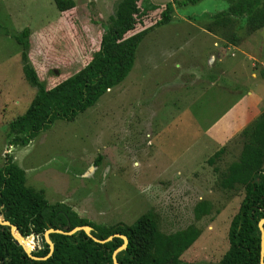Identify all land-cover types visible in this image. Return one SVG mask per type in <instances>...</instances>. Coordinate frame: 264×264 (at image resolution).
Wrapping results in <instances>:
<instances>
[{
  "label": "rangeland",
  "instance_id": "obj_1",
  "mask_svg": "<svg viewBox=\"0 0 264 264\" xmlns=\"http://www.w3.org/2000/svg\"><path fill=\"white\" fill-rule=\"evenodd\" d=\"M72 1L73 9L59 12L54 0H0V167L12 157L26 186L94 224L131 225L147 215L166 236L192 228L198 237L180 259L218 264L244 196L221 182L248 141L243 130L264 112V85L250 77L264 66V28L246 35L244 23L260 0H139L128 35L153 26L158 5L173 3L172 20L143 38L123 82L74 120L55 121L25 147L9 146L7 123L36 93L12 35L30 29L29 58L50 89L86 67L121 0ZM223 16L238 20V42L213 30L211 19ZM259 106V116L229 135ZM30 242L24 246L33 251L37 239Z\"/></svg>",
  "mask_w": 264,
  "mask_h": 264
},
{
  "label": "trees",
  "instance_id": "obj_2",
  "mask_svg": "<svg viewBox=\"0 0 264 264\" xmlns=\"http://www.w3.org/2000/svg\"><path fill=\"white\" fill-rule=\"evenodd\" d=\"M54 4L59 12L75 7L72 0H54ZM174 4L185 5L182 2ZM172 5V2L158 5L159 20L149 28L128 35L137 25L136 17L140 15L141 7L139 0H121L111 18V25L101 35L98 50L86 67L80 74L50 89H46L39 80L30 61V29L25 27L19 34L12 35L21 49L24 79L36 88V93L24 114L7 123L8 145L27 146L55 121L74 120L94 106L107 91L122 83L133 67L136 50L143 38L154 27L166 25L172 20ZM211 21L219 37L228 43L238 42L240 35L235 31L238 24L236 18L213 17ZM244 21L246 35L264 28V0L259 1L258 7ZM244 134L248 141L239 159L228 167L221 182L224 188L242 187L244 196L228 227L229 248L218 264L260 262L258 221L264 218V112L243 130ZM221 152L219 150L213 157H218ZM100 159L98 156L94 161L96 166ZM0 213L23 238H41V247L37 243L36 249L31 251V255L38 258L46 257L50 252L44 240V233L48 229L66 232L75 227L89 226L92 228L90 234L99 240L116 234L123 235L128 242L126 248L116 255L118 264H185L180 256L198 237V232L192 228L163 235L147 215H142L131 225L94 224L79 217L64 203L50 204L42 191L26 186L24 170L10 156H6L0 167ZM49 239L54 245L51 255L44 260H33L21 246L15 244L10 228L0 225V264H113V252L123 244L119 237L98 244L82 230L72 235L53 233ZM24 244L30 247L31 242Z\"/></svg>",
  "mask_w": 264,
  "mask_h": 264
},
{
  "label": "water",
  "instance_id": "obj_3",
  "mask_svg": "<svg viewBox=\"0 0 264 264\" xmlns=\"http://www.w3.org/2000/svg\"><path fill=\"white\" fill-rule=\"evenodd\" d=\"M0 225L1 226H8L10 228V232L14 238V241H15V244L19 245L22 247V249L24 250V252L33 260H44L46 259L47 257H49L51 255V253L53 252V249H54V245L53 243L50 241L49 239V235L50 234H53V233H59V234H63V235H72L74 234L75 232L77 231H84L85 234L90 237L94 242L98 243V244H104L108 241H110L113 237H119L123 240V244L118 247L112 254V262L113 264H118L117 260H116V255L117 253H119L120 251L124 250L127 246V238L123 235H113V236H109L107 239H104V240H99L95 237H93L90 232L92 230L91 227L89 226H79V227H75L69 231H61V230H54V229H48L45 231L44 233V240L45 242L48 244L49 246V249H50V252L49 254L46 256V257H43V258H38V257H34L31 255V248H25L24 246V242H26L27 240L28 241H31L33 236H29L27 238H23L21 235H19L17 232H16V227L12 224H10V222L4 220V217L3 215L0 213ZM264 218L260 219L258 221V229H259V232H260V262L259 264H264ZM37 239V242L39 243L40 247H41V243H42V240L39 236L36 237Z\"/></svg>",
  "mask_w": 264,
  "mask_h": 264
},
{
  "label": "crops",
  "instance_id": "obj_4",
  "mask_svg": "<svg viewBox=\"0 0 264 264\" xmlns=\"http://www.w3.org/2000/svg\"><path fill=\"white\" fill-rule=\"evenodd\" d=\"M175 14H177V13H175ZM261 67H262V66H261ZM262 68H263V69L260 70V74H257V73H255V72H252V73L250 74V77H251L253 80L258 81V82H260V83L262 84L261 87H263V85H264V66H263ZM252 92H253V91H251V90L248 91L247 95H248L249 97H253L254 94H253ZM256 96L259 98V92L256 94ZM261 101H262V100H261ZM260 103H262V102H260ZM260 107H261V106L258 107V110H257L255 113H253L252 111H250V113H249V110L245 111V114H246V116H248V117H247L244 121L238 122V123H237V124H239L238 127H237V124H236L235 127H232V129H231V133H230L229 135L233 134L235 131H239V128L242 127V125L245 127L250 121L253 120V118L255 119L257 116H259L260 113H261V112H260V111H261V108H260ZM236 108H237V107H232L230 110H228L227 113L225 114V118H227V119L231 118L232 115L235 113ZM231 124H232V123H231ZM240 125H241V126H240ZM214 127H215V126H214ZM214 127H212V128H210L209 130H207V132H208L209 135H210V133H211V131H212V129H213Z\"/></svg>",
  "mask_w": 264,
  "mask_h": 264
},
{
  "label": "bare ground",
  "instance_id": "obj_5",
  "mask_svg": "<svg viewBox=\"0 0 264 264\" xmlns=\"http://www.w3.org/2000/svg\"><path fill=\"white\" fill-rule=\"evenodd\" d=\"M26 242H30V241L27 240ZM26 242H24V243H26ZM24 245H25V244H24Z\"/></svg>",
  "mask_w": 264,
  "mask_h": 264
}]
</instances>
